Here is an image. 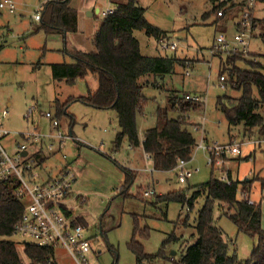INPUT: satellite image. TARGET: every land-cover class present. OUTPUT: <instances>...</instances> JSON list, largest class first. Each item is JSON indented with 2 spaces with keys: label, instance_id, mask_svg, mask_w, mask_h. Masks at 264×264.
<instances>
[{
  "label": "rangeland",
  "instance_id": "1",
  "mask_svg": "<svg viewBox=\"0 0 264 264\" xmlns=\"http://www.w3.org/2000/svg\"><path fill=\"white\" fill-rule=\"evenodd\" d=\"M14 1L17 5L14 14L0 12V32L9 30L4 37L5 43H2L0 48V111L7 108V103L9 106L8 114L1 118L0 122L11 133L23 131L30 126L23 119L28 105L34 103L41 111L50 110L55 113V98L62 103L70 94L83 95L87 87H96V81L92 77L87 80L78 78L71 86L54 85L49 63L71 61L70 56L63 50L62 36L59 33L37 30L38 21H34L32 15L43 0ZM137 1L145 8L147 21L165 31L169 40L178 43L176 50H160L153 37L146 36L143 30H136L133 34L139 42L141 53L182 59L183 62L187 60V66L176 64L174 71L162 79L152 75L141 79L140 82L147 81L151 85H144L142 88V94L147 100L142 106V111L136 113L138 138L143 137L146 128L156 124V109L158 106H166L169 97L186 93L197 94L203 98L198 108L184 114L179 109H169V117L184 115L194 123L191 129L196 144L201 141L208 146L215 143L241 142L240 153L223 156L221 166H211L208 163V151L195 146L186 165L192 174L185 182H179L176 169L153 170L151 161L145 158L141 146L130 148L127 138H124L120 148L114 151L113 142L119 130L114 110L94 108L80 101L70 103L67 115H61L59 120L62 130L69 133L70 129L75 140H65L62 153L66 155V159H62L61 153L58 152L45 164L44 170L47 171V166L49 172L54 174L62 165L67 164L71 168L70 165L75 163L76 167L85 169L83 190L96 191L85 194L88 226L84 235L90 241L91 248L87 253L89 264H137L135 253L129 247L135 216L138 229L146 228L148 233L147 236L142 235V231L138 230L135 240L142 244L146 254L153 256L150 260H143L142 264H172V259L177 261L184 249L196 241V236L192 235L193 225L197 212L204 203V197H198L189 209L187 204L182 205L178 201L157 202L154 205L150 202L155 200L157 195L180 189H185L189 197L196 185L206 182L211 175L219 177L225 174V171L227 177L239 181L240 186L242 181L252 180L248 194L242 195L254 204H259L260 225L264 230V186L261 185V179L264 178V141L254 143L259 140V136L243 131L241 124L229 126L223 113L216 107L218 96H239L240 92L228 85L224 86L219 81V75L223 74L222 64L226 54L219 55L223 59L220 62L219 56H212L209 52L215 36L220 31L233 36V21H237L240 14L236 13L232 19L216 18L211 14L213 0ZM100 5L102 11L108 7L105 0H102ZM95 16L92 19L96 23L100 16ZM253 17L258 24L254 34H258L259 23L264 20V2L256 3ZM262 49L258 37H252L250 51L261 53ZM252 59L262 60L261 57L255 56H252ZM236 65L241 68L247 66L241 61L236 62ZM226 67H231V64ZM223 75L225 76V72ZM33 117L40 124V130L45 127L47 129V120L39 118L38 111H35ZM1 143L6 146L4 140ZM117 163L133 169L135 179L128 188V194L132 196L111 194L106 197L102 194L104 189H113L121 178L122 171ZM146 189H153L155 194L144 197L142 192ZM137 194L141 199L135 197ZM219 204L214 201L212 215L227 241V254L235 253L238 260H244L256 244L257 236L239 231L221 211ZM183 220L189 225L184 226L181 223ZM172 233L178 239L163 245ZM10 239L16 244L21 262L31 264L23 251L24 243L30 240L18 235H12ZM161 248L163 254L159 255ZM53 260V264H76L60 246L55 247L51 262ZM51 262L47 264H52Z\"/></svg>",
  "mask_w": 264,
  "mask_h": 264
},
{
  "label": "trees",
  "instance_id": "2",
  "mask_svg": "<svg viewBox=\"0 0 264 264\" xmlns=\"http://www.w3.org/2000/svg\"><path fill=\"white\" fill-rule=\"evenodd\" d=\"M114 3L112 13L100 16L93 35L90 38L91 51H75L65 53L70 56V62L51 63V78L56 87L61 84L73 85L76 79L87 80L94 78L96 87H87L83 95L70 94L62 103L55 98V115H67L70 103L80 101L98 109H112L116 113L119 130L113 142L117 151L124 138H127L131 148L141 146L144 153L151 159L153 170L169 171L175 168L180 159L190 160L192 152L197 146L192 134L191 123L184 115L177 118L169 117V109H179L187 113L196 109L202 103L185 98V94L168 98V104L156 109V124L143 131V139L138 138L136 127V113L142 111L147 98L142 94L144 85H151L147 81L140 82L146 76L163 78L174 71L175 65L187 66V60L166 56H151L142 54L139 42L133 32L143 30L145 35L156 41L168 39L165 31L152 25L145 18V8L137 0H111ZM264 2V0H260ZM70 0H47L40 10L37 30L45 33H59L76 30V12L69 7ZM218 7L213 6L211 14L216 18ZM209 15V14H208ZM219 19V18H218ZM260 30L254 34L258 24L254 17L251 19V35L258 37L262 52L250 51V58L241 55H226L222 64L225 79L224 86L240 92L239 96L221 95L216 99V107L220 110L229 126L241 124L243 131L257 134L259 140L264 141V20L259 23ZM251 37V38H252ZM0 44V48H1ZM252 56L262 60H253ZM220 62L223 60L219 56ZM241 61L247 66L241 68L236 62ZM38 64L40 62H37ZM186 64V65H185ZM231 64L227 68L226 65ZM221 74V75H223ZM219 75V77L221 76ZM220 81V80H219ZM70 122V126H71ZM46 157H41V159ZM124 174V182L116 195L132 196L128 188L135 179L132 169L118 164ZM251 179L239 181L230 179V183L212 176L204 183L194 187L192 194L187 197L186 190L180 189L157 195L150 203L178 201L187 204L188 209L193 202L203 196L204 203L197 212L193 225L196 241L188 245L180 258L172 264H264V230L261 229V210L259 204L249 203L242 194L249 192ZM264 186V178L261 179ZM16 181L0 183V264H23L19 258L16 244L10 239L13 226L20 218L24 204L14 193ZM143 195V194H142ZM136 198L141 199L137 194ZM80 198V197H79ZM214 201L219 202L221 211L237 226L239 231L250 236H257L249 256L238 260L235 253L227 254V241L221 229L215 224L212 215ZM74 224L84 226L80 218H74ZM188 226L186 220L181 222ZM138 230L137 216L134 217V228L129 247L135 253L137 264L143 260H150L153 256L143 251V246L135 240ZM147 236V229L141 230ZM178 238L172 233L163 243L176 241ZM163 247V246H162ZM23 251L31 264H47L54 255L53 246H37L25 242ZM163 249L159 250V255Z\"/></svg>",
  "mask_w": 264,
  "mask_h": 264
},
{
  "label": "built area",
  "instance_id": "3",
  "mask_svg": "<svg viewBox=\"0 0 264 264\" xmlns=\"http://www.w3.org/2000/svg\"><path fill=\"white\" fill-rule=\"evenodd\" d=\"M43 0L38 9L32 15L34 21H39L40 10ZM260 0H213L218 7L217 17L232 19L236 13L240 14L237 21H233L234 34L228 36L225 31H220L209 49L212 56L221 54H238L244 57L250 56L251 40V19L253 9ZM114 7H106L101 12L102 16L112 13ZM17 10L14 0H0V12L5 11L14 14ZM3 35L0 32V44L3 42ZM160 50H176L177 41L161 38L157 41ZM225 79L224 75L219 77L220 82ZM222 85V84H221ZM185 98L193 101H200L197 94L186 93ZM9 104H7L8 108ZM0 111V120L8 114V109ZM35 111L47 120V129L40 130L38 123L33 117ZM25 122L30 126L23 131L11 133L5 129L0 122V183L14 180L17 186L14 193L19 197L24 209L13 226V235L28 238L29 243L37 246H60L76 262V264H89L87 253L90 250V241L84 235L85 227L81 224H74V215L67 204L71 197L75 173L67 164L62 165L54 174L49 172L45 164L52 159L56 153H61V158L66 159L62 153L65 140H75L71 133L62 130L60 120L50 110L41 111L37 104L27 106L23 115ZM6 143L4 146L1 141ZM263 140H255L260 143ZM240 143H215L205 145L203 141L197 144L203 150L208 151V163L211 166H221L223 156L240 153ZM46 157L41 159V157ZM145 158L151 161L148 154ZM190 160L180 159L174 169L178 171L179 182H185L191 176L192 171L186 168ZM220 180L230 183L227 172L219 176ZM144 197L155 194L153 189L142 192ZM27 200V201H25ZM249 203H253L248 200ZM188 209V208H187Z\"/></svg>",
  "mask_w": 264,
  "mask_h": 264
},
{
  "label": "crops",
  "instance_id": "4",
  "mask_svg": "<svg viewBox=\"0 0 264 264\" xmlns=\"http://www.w3.org/2000/svg\"><path fill=\"white\" fill-rule=\"evenodd\" d=\"M101 1L102 0H70L68 5L70 8L75 10L76 15H77L76 16L77 17L76 18V30L73 32H66L64 35L61 34L62 40H63L64 52L65 51L75 52L78 50H81V51H91L92 50L90 38L93 35L95 28L97 26V22H98V19H97V22L95 23L92 18L95 15L97 16V14H99V16H102V14H101L102 7L100 5ZM105 2L108 3V5H107L108 7H114V3L111 0H105ZM0 29H2V28H0ZM4 30L1 31V33L3 35V39H4L7 31H9L8 29H4ZM2 43L3 44L5 43V39L3 40ZM58 62H60V61H58ZM58 62H53V63H58ZM61 62H64V61H61ZM50 64L51 63H49V65ZM7 104H9V103H7ZM39 118H43V117H41L39 115ZM36 122L38 123V121H36ZM39 125L40 124H38V126ZM45 128H44V130H45ZM69 133H71L70 129H69ZM139 139H140V141H142L143 137H141ZM151 164H152V162H151ZM70 166H71L72 170L74 171L76 178H75V182L73 184L74 188H72V193H71L72 195L67 200V204H68L69 208L71 209V213L73 212L72 214L74 215V217L80 218L83 221L84 227L86 229V227L88 226V221H87L85 213H86V210L88 209V205L86 202L87 197L85 194H87V193L90 194V193H93L96 191L83 190L84 184H83L82 179L85 175V172H84L85 169H81V168L76 167L75 163H74V165L72 163ZM127 168H129V167H127ZM141 169L146 170L145 168H141ZM75 170H76V172H75ZM123 182H124V174L122 172L121 178L119 179L118 183L113 187V189H110V190L104 189L102 194L106 197H109L111 194H117V192H118L119 188L122 186ZM73 193H75V194L73 195ZM116 196H121V195H116ZM54 250H55V248H54ZM51 263L53 264V263H55V261L53 260V262H51Z\"/></svg>",
  "mask_w": 264,
  "mask_h": 264
},
{
  "label": "bare ground",
  "instance_id": "5",
  "mask_svg": "<svg viewBox=\"0 0 264 264\" xmlns=\"http://www.w3.org/2000/svg\"><path fill=\"white\" fill-rule=\"evenodd\" d=\"M41 17V16H40ZM252 31V30H251ZM72 134V133H71ZM147 190V189H146ZM73 213V212H72ZM84 225V224H83Z\"/></svg>",
  "mask_w": 264,
  "mask_h": 264
},
{
  "label": "water",
  "instance_id": "6",
  "mask_svg": "<svg viewBox=\"0 0 264 264\" xmlns=\"http://www.w3.org/2000/svg\"><path fill=\"white\" fill-rule=\"evenodd\" d=\"M90 15V14H89Z\"/></svg>",
  "mask_w": 264,
  "mask_h": 264
}]
</instances>
